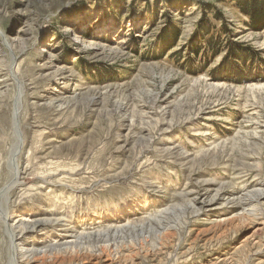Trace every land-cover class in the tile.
<instances>
[{"label":"rangeland","instance_id":"374dc122","mask_svg":"<svg viewBox=\"0 0 264 264\" xmlns=\"http://www.w3.org/2000/svg\"><path fill=\"white\" fill-rule=\"evenodd\" d=\"M178 1L0 0L17 264H264V197L247 201L264 192V28L235 0ZM211 9L205 25L226 27L209 60L194 51ZM8 232L0 219V264Z\"/></svg>","mask_w":264,"mask_h":264},{"label":"trees","instance_id":"16d2710c","mask_svg":"<svg viewBox=\"0 0 264 264\" xmlns=\"http://www.w3.org/2000/svg\"><path fill=\"white\" fill-rule=\"evenodd\" d=\"M251 1L252 0H248V1L247 0H244V1L243 0L242 1L241 0H235V3L237 4V8H239L241 11H243L245 13H248V15L250 17V22H252V29L259 31L260 29L264 28V1L263 0H257L256 3H254V4H252ZM169 3L172 5L173 4L178 5V4H181L184 2L178 1V0L177 1L173 0V2H169ZM209 12L211 14H213V17L210 19V17H208L206 15V17L202 21V24L200 25V29H199V33L203 34L202 37H204V41H203L204 46H203V48H199V44H197V46L195 47L196 49L194 48L195 49L194 54L196 56H200L201 53H203L202 50L204 49L205 53H203V55L207 56L210 60L212 58H214V59L217 58V56H219L221 53L220 51H218V49H222V46L219 45V43H217L215 41V37L210 36V34H212V33L216 34V33L220 32L221 30H224L226 27L225 26L226 23H224L221 28L214 27V29H216V30H213L212 26H209V27L206 26L204 22H208L210 20H214V21L220 20V17H221L218 13H216L212 9L209 10ZM178 35H179L178 30H176L173 34H168V33L166 34V32L162 33L161 39H162V42L164 44V47H163L164 50L162 53L167 52L168 50L171 49V45L178 39ZM218 40L221 41L220 38H218ZM196 41L200 43L201 38L198 36L196 38ZM227 41H229V40H227ZM229 46H230L229 50L234 49V48H231L232 44ZM235 51L237 52V54H238V52H240L237 55L239 57L240 63H243V62H245L247 64L250 63L249 61L251 59H249L248 57H250L251 55L247 52L248 50L246 51V50H242V49L238 48ZM162 55H164V54H162Z\"/></svg>","mask_w":264,"mask_h":264},{"label":"bare ground","instance_id":"6f19581e","mask_svg":"<svg viewBox=\"0 0 264 264\" xmlns=\"http://www.w3.org/2000/svg\"><path fill=\"white\" fill-rule=\"evenodd\" d=\"M70 32H74V30L73 29H69V30H67V33H70ZM22 94H23V90H22V92H21V94L19 95V97H18V106H17V108H16V110H15V114H19V112H20V110H21V103H22V100H21V96H22ZM20 115V114H19ZM19 132V131H18ZM18 132H17V134H18ZM19 136V135H18ZM18 136H17V142H18V146H17V149H15V152H13V155H18L20 152H21V148H22V146H23V144H24V142H23V139H22V141H19V138H18ZM21 145V146H20ZM17 163V162H16ZM19 171V170H18ZM16 171L14 174H15V177H20V175H21V171ZM14 177V178H15ZM19 180V179H18ZM18 180H17V182L16 183H18ZM12 182V181H11ZM14 186H15V182H12L10 185H9V187H8V190L3 194V197L2 196H0V199L2 198V200L3 199H6L7 197H8V193L14 188ZM221 195V194H220ZM262 197H264V192L263 191H258V192H256V193H253L252 195H251V198L250 199H248L247 201L248 202H252V201H254V200H260ZM216 198H217V196H216ZM214 199V198H213ZM4 201V200H3ZM194 202H195V200H194ZM195 204H196V202H195ZM192 205V204H191ZM2 208V207H1ZM1 211H0V219L1 220H3V222L5 223V225L7 226V228H8V233L10 234V239H11V242H13V245H14V247H13V259L11 260V263L10 264H17V262H18V256H17V246L15 245L16 243L15 242H17V239H19V237H18V235L16 234V232H15V230H14V228L11 226H8L7 225V223H8V220H9V218H8V214H7V212H5L3 209H0ZM199 211H201V210H199ZM43 222V221H42ZM38 224H41L38 220L37 221H35L34 223H32V224H30L29 225V227L30 228H34L35 230L37 229V225ZM26 226H28V224L26 225Z\"/></svg>","mask_w":264,"mask_h":264},{"label":"water","instance_id":"95a60500","mask_svg":"<svg viewBox=\"0 0 264 264\" xmlns=\"http://www.w3.org/2000/svg\"><path fill=\"white\" fill-rule=\"evenodd\" d=\"M17 106H18V103H17V105H16V108H17ZM19 114H16V125L18 126L19 125ZM19 127H17V129H18ZM18 131H19V134L21 133V130H19L18 129ZM20 138L22 139V136H21V134H20Z\"/></svg>","mask_w":264,"mask_h":264}]
</instances>
